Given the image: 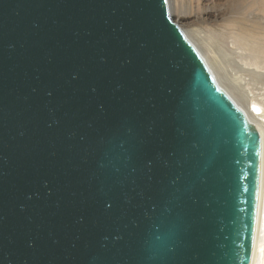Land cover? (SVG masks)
I'll return each instance as SVG.
<instances>
[{
    "label": "water",
    "instance_id": "obj_1",
    "mask_svg": "<svg viewBox=\"0 0 264 264\" xmlns=\"http://www.w3.org/2000/svg\"><path fill=\"white\" fill-rule=\"evenodd\" d=\"M260 161L168 0H0V264H250Z\"/></svg>",
    "mask_w": 264,
    "mask_h": 264
},
{
    "label": "bare ground",
    "instance_id": "obj_2",
    "mask_svg": "<svg viewBox=\"0 0 264 264\" xmlns=\"http://www.w3.org/2000/svg\"><path fill=\"white\" fill-rule=\"evenodd\" d=\"M181 18L196 24L188 26L184 33L201 49L230 97L235 102L241 99L236 103L261 133L260 187L250 264H264V30L235 28L223 39L224 33L216 24L219 17L214 12L205 17ZM230 56L237 57V65H231Z\"/></svg>",
    "mask_w": 264,
    "mask_h": 264
},
{
    "label": "rangeland",
    "instance_id": "obj_3",
    "mask_svg": "<svg viewBox=\"0 0 264 264\" xmlns=\"http://www.w3.org/2000/svg\"><path fill=\"white\" fill-rule=\"evenodd\" d=\"M168 5L172 19L183 31L188 26H194L196 24L191 25L187 20H182L181 17L185 19L186 17L194 18L196 15L205 17L206 13L210 11L214 12L219 17L216 20V24L221 32L224 33L223 39L235 28L243 27L264 30V0H168ZM190 40L192 41V39ZM192 43H194L198 51L201 50L195 42L192 41ZM200 53L202 54L203 52L200 51ZM237 62V57L230 56V63L232 66L237 65ZM207 65L214 74L216 81L221 85L219 79L215 75V70L213 71L214 68L212 69L209 63H207ZM261 80H264V78H261ZM237 101H241V99H237ZM261 129L264 130V125Z\"/></svg>",
    "mask_w": 264,
    "mask_h": 264
}]
</instances>
